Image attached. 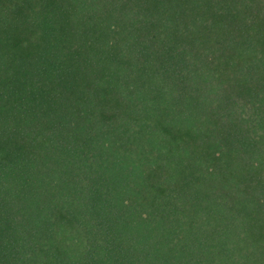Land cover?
<instances>
[{
  "label": "trees",
  "instance_id": "16d2710c",
  "mask_svg": "<svg viewBox=\"0 0 264 264\" xmlns=\"http://www.w3.org/2000/svg\"><path fill=\"white\" fill-rule=\"evenodd\" d=\"M0 264H264V0H0Z\"/></svg>",
  "mask_w": 264,
  "mask_h": 264
}]
</instances>
